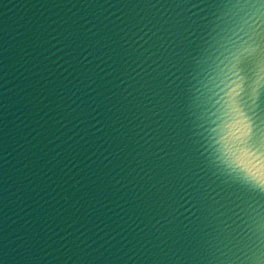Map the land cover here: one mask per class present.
<instances>
[{
    "label": "water",
    "instance_id": "1",
    "mask_svg": "<svg viewBox=\"0 0 264 264\" xmlns=\"http://www.w3.org/2000/svg\"><path fill=\"white\" fill-rule=\"evenodd\" d=\"M237 3L0 0V264H264L206 107Z\"/></svg>",
    "mask_w": 264,
    "mask_h": 264
},
{
    "label": "snow or ice",
    "instance_id": "2",
    "mask_svg": "<svg viewBox=\"0 0 264 264\" xmlns=\"http://www.w3.org/2000/svg\"><path fill=\"white\" fill-rule=\"evenodd\" d=\"M224 7L228 0H201ZM242 8L264 6V0H238ZM207 19V18H206ZM228 42L218 49L212 75L211 108L215 117V155L229 182L264 194V24L233 20ZM195 36L192 43L199 44ZM207 87V85H206Z\"/></svg>",
    "mask_w": 264,
    "mask_h": 264
}]
</instances>
